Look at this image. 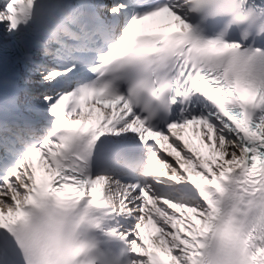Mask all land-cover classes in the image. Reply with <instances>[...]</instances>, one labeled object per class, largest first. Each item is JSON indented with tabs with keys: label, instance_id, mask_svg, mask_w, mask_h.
<instances>
[{
	"label": "snow or ice",
	"instance_id": "6c2138e0",
	"mask_svg": "<svg viewBox=\"0 0 264 264\" xmlns=\"http://www.w3.org/2000/svg\"><path fill=\"white\" fill-rule=\"evenodd\" d=\"M262 258L264 0H0V264Z\"/></svg>",
	"mask_w": 264,
	"mask_h": 264
},
{
	"label": "bare ground",
	"instance_id": "6f19581e",
	"mask_svg": "<svg viewBox=\"0 0 264 264\" xmlns=\"http://www.w3.org/2000/svg\"><path fill=\"white\" fill-rule=\"evenodd\" d=\"M260 264H264V258L261 259Z\"/></svg>",
	"mask_w": 264,
	"mask_h": 264
}]
</instances>
